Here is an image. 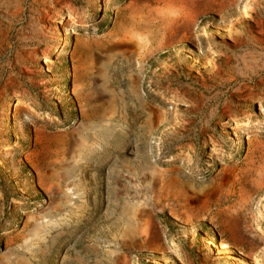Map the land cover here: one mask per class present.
<instances>
[{"label":"rangeland","instance_id":"obj_1","mask_svg":"<svg viewBox=\"0 0 264 264\" xmlns=\"http://www.w3.org/2000/svg\"><path fill=\"white\" fill-rule=\"evenodd\" d=\"M130 2L0 0V264H264V0H209L161 51L122 37ZM153 203L149 252L125 230Z\"/></svg>","mask_w":264,"mask_h":264},{"label":"bare ground","instance_id":"obj_2","mask_svg":"<svg viewBox=\"0 0 264 264\" xmlns=\"http://www.w3.org/2000/svg\"><path fill=\"white\" fill-rule=\"evenodd\" d=\"M200 1L202 0H131L129 8L127 7L131 14V21L129 26L124 31L122 30V37L125 39H136L140 43L139 50L146 45H154L157 51H161L173 46L175 43L187 41L192 38V22L200 16L204 10H207ZM225 3L228 4V1ZM151 5H158L160 8H150ZM219 9L221 10L222 7H219ZM216 13H219V11H216ZM157 17L159 20L156 19ZM177 17L181 18V20L177 21ZM157 20L159 21V24H157L158 26L154 25ZM166 36V40H163ZM137 56H139V53ZM135 62L139 65L141 64V60ZM50 137L37 132L36 139L42 145V149L40 152L34 153L27 159L30 164L33 163V168L36 171L39 184L43 185L44 188L47 187L49 175H47L41 167L45 165L51 154L54 153L50 151V149L54 147L52 140L49 139ZM54 154L57 157L59 156L57 152ZM32 159H36L35 161L40 164L34 165ZM262 182H264V165L258 175L257 183L260 184ZM159 209L164 210V203H160L159 205L153 203L149 210H137L135 218L139 219L141 223L136 227V230L132 228L125 230L127 239H132L134 235L143 234V238H146L144 248L149 252H153L159 247L160 235L157 224L155 223V213ZM168 211L174 219L176 218L179 221L183 220L180 215H178L175 207L171 206L168 208ZM241 225L242 222L239 218L231 220L233 241L238 246H248L250 252H253L259 247V244L244 236ZM207 245L209 247L212 246L211 239L208 240ZM225 249L223 244L217 246L219 257L222 259L232 258ZM121 257H118V259H122Z\"/></svg>","mask_w":264,"mask_h":264},{"label":"water","instance_id":"obj_3","mask_svg":"<svg viewBox=\"0 0 264 264\" xmlns=\"http://www.w3.org/2000/svg\"><path fill=\"white\" fill-rule=\"evenodd\" d=\"M202 2V4L205 6V8L207 9V10H204V12L203 13H201L200 14V16L199 17H197L195 20H194V22L195 21H197L199 18H201V17H205V16H207V15H209V14H211V13H216V12H213L212 10H210V8H212L213 6H210V5H208L209 4V0L207 1V0H202L201 1ZM128 7V6H127ZM127 7H126V9L125 10H128L127 9ZM209 8V9H208ZM193 23H192V28H193ZM178 43H175L173 46H171V47H169V48H173L175 45H177ZM169 48H167V49H169ZM217 245H218V243H217Z\"/></svg>","mask_w":264,"mask_h":264}]
</instances>
